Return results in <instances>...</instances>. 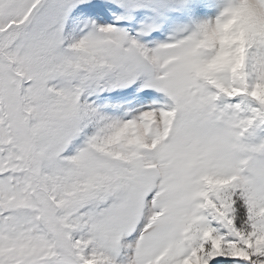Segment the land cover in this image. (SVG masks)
I'll list each match as a JSON object with an SVG mask.
<instances>
[{
	"label": "snow or ice",
	"instance_id": "6c2138e0",
	"mask_svg": "<svg viewBox=\"0 0 264 264\" xmlns=\"http://www.w3.org/2000/svg\"><path fill=\"white\" fill-rule=\"evenodd\" d=\"M0 264H264V0H0Z\"/></svg>",
	"mask_w": 264,
	"mask_h": 264
}]
</instances>
